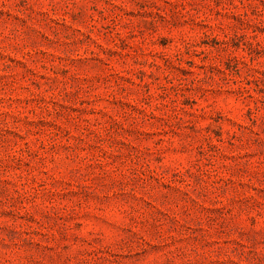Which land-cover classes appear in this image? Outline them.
<instances>
[{
    "label": "rangeland",
    "instance_id": "374dc122",
    "mask_svg": "<svg viewBox=\"0 0 264 264\" xmlns=\"http://www.w3.org/2000/svg\"><path fill=\"white\" fill-rule=\"evenodd\" d=\"M0 264H264V0H0Z\"/></svg>",
    "mask_w": 264,
    "mask_h": 264
}]
</instances>
